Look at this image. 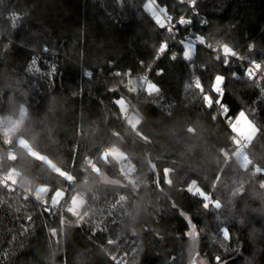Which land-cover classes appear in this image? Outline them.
<instances>
[{"label": "trees", "instance_id": "1", "mask_svg": "<svg viewBox=\"0 0 264 264\" xmlns=\"http://www.w3.org/2000/svg\"><path fill=\"white\" fill-rule=\"evenodd\" d=\"M145 1L0 0V118L26 112L0 132V175L16 176L0 179V264H187L189 224L208 264H264V75L243 72L264 71V0H153L176 34ZM240 112L255 126L243 166Z\"/></svg>", "mask_w": 264, "mask_h": 264}, {"label": "rangeland", "instance_id": "2", "mask_svg": "<svg viewBox=\"0 0 264 264\" xmlns=\"http://www.w3.org/2000/svg\"><path fill=\"white\" fill-rule=\"evenodd\" d=\"M190 5H192V3H190ZM156 7L158 8L161 6H158L154 1L153 2H149L147 0L145 1V9L150 14L154 15L157 12ZM158 9L161 10L162 8H158ZM161 13L164 14L163 16L167 18L164 10H161ZM182 19L187 21L185 18H182ZM169 22H171V21H169ZM186 38H187V42L192 45V43L195 39L191 38L189 36H186ZM222 50H223L222 52H225V53L230 52V50L226 47H223ZM186 51H187V55H188L189 51H191L189 46H186ZM146 85H147L148 89L152 88L148 82H146ZM121 105H122V109H123L124 116H125L127 123L131 127H134L135 124L138 122V117L133 112L125 111V107L123 106L122 103H121ZM22 120H21V109H20L17 116L4 115L3 117L0 118V127H4L7 130V134L2 135L3 138L5 139V141H9L14 136V134L17 131L18 127L20 126ZM232 122L238 123L237 133L242 134L248 140L252 137V135L255 132V126L248 120V118L244 115L243 112H240L237 115V117L235 119H233ZM231 127H232V125H231ZM18 140H19V138L17 139V141ZM233 142H234V139H233ZM20 143L23 144L24 146H26V144L23 140H20ZM103 156L117 161L119 163L118 165H123L124 168H122V169L119 168V169L123 173L125 179L131 184H133L135 182L136 176L134 175L131 166L126 164V162L121 161V159H123V157H124V154L120 151L119 148H117L116 146H111L104 151ZM234 156L240 160V154L236 150V148L234 150ZM227 158H228V156H227ZM45 160L48 161V164L51 167H54L51 161H49L47 159H45ZM239 163L242 166L247 165V164L241 163V160ZM99 176H100V179L102 181L113 182V183L117 182L115 179L109 178L107 175H105L102 172L99 173ZM15 178H16L15 172L13 170H11L9 173H7L6 179H4V180L7 181L8 183H13ZM47 189H48V187L44 186V185H38L35 188L33 195L37 201L44 203L43 201L45 199V194L47 192ZM188 189L191 190L192 192H197L200 195H204L194 183L189 184ZM62 195H63V191L60 189H57L53 193L47 207L49 208L50 206H52V207L56 208V206L58 205V202H59L60 198L62 197ZM204 196L206 198L208 197L207 195H204ZM82 202H83L82 195L80 193H75L72 196L70 203L67 204V206L75 214L78 212ZM187 236H188V241H189L188 242V263L187 264H208L206 259L204 257L200 256L198 253V234H197V231L195 230V228L193 227L192 224H189V228L187 230Z\"/></svg>", "mask_w": 264, "mask_h": 264}, {"label": "built area", "instance_id": "3", "mask_svg": "<svg viewBox=\"0 0 264 264\" xmlns=\"http://www.w3.org/2000/svg\"><path fill=\"white\" fill-rule=\"evenodd\" d=\"M147 1L153 2V0H147ZM158 8H162L161 10H164L163 7H158ZM158 8L156 7L157 12L153 15V18L159 23V25L165 26L169 33H175L176 34L177 33V29L175 28V23L169 22L168 21L169 19L164 17L163 16L164 14H162L161 10L158 9ZM184 21H185L184 19L179 18L177 20V23L179 25H183ZM185 38H186V36H185ZM192 44H195V40L193 41ZM209 50L213 51V50H215V47H210ZM222 55L227 56V53L222 52ZM243 72L245 74L249 75L250 77H254L256 74L264 75V71H262L260 69L259 64L256 63V62L249 63L246 67H244ZM234 76H236L235 73H234ZM219 92H221V89H219ZM231 125H232L231 131L233 133V139H234L235 148L240 154L241 163L249 164L250 162H252L251 157L247 153V145H248L249 140L245 136H243L242 134L237 133L238 123L231 122ZM0 132H1L2 135L3 134L4 135L7 134V130L4 127H0ZM90 166L92 168H94V166L91 164V162H90ZM256 167L259 170L262 169L259 165H256ZM119 168L122 169V168H124V166L123 165H119ZM0 179L4 180V179H6V176L5 175H0ZM49 208L54 209V207H52V206H50Z\"/></svg>", "mask_w": 264, "mask_h": 264}, {"label": "snow or ice", "instance_id": "4", "mask_svg": "<svg viewBox=\"0 0 264 264\" xmlns=\"http://www.w3.org/2000/svg\"><path fill=\"white\" fill-rule=\"evenodd\" d=\"M192 7H195V0H194V2H193V4H192ZM182 47H183V45H182ZM167 50V45L165 44V45H163L162 47H161V52H164V51H166ZM157 58H159V54H158V56H157ZM171 59H175V57H170ZM149 71H151V69H149ZM157 74H162L159 70L157 71ZM89 76H91V73H89L88 74Z\"/></svg>", "mask_w": 264, "mask_h": 264}, {"label": "clouds", "instance_id": "5", "mask_svg": "<svg viewBox=\"0 0 264 264\" xmlns=\"http://www.w3.org/2000/svg\"><path fill=\"white\" fill-rule=\"evenodd\" d=\"M26 116V112L23 109V107L21 108V120Z\"/></svg>", "mask_w": 264, "mask_h": 264}, {"label": "bare ground", "instance_id": "6", "mask_svg": "<svg viewBox=\"0 0 264 264\" xmlns=\"http://www.w3.org/2000/svg\"><path fill=\"white\" fill-rule=\"evenodd\" d=\"M259 76V75H258ZM246 167H248V166H246Z\"/></svg>", "mask_w": 264, "mask_h": 264}]
</instances>
